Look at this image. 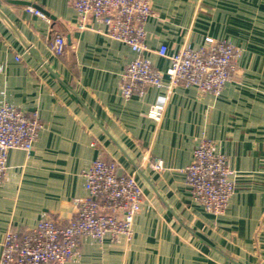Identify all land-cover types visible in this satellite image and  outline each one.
<instances>
[{
	"label": "crops",
	"instance_id": "crops-1",
	"mask_svg": "<svg viewBox=\"0 0 264 264\" xmlns=\"http://www.w3.org/2000/svg\"><path fill=\"white\" fill-rule=\"evenodd\" d=\"M13 1L36 5L47 19ZM151 1L145 57L158 71L169 67L156 54L162 45L172 54L211 37L242 50L235 78L220 95L179 85L160 122L148 112L166 89L122 98L121 77L136 55L107 38L104 25L92 20L79 30L67 0H0V107L35 114L43 124L30 154L8 155L0 259L9 229H31L45 216L63 226L73 200L86 197L85 173L102 157L119 173L134 174L143 190L134 236L84 238L68 264H264V0ZM56 34L67 39L61 57L51 52ZM202 139L212 140L237 173L221 215L207 213L186 184ZM145 159L160 161L163 170Z\"/></svg>",
	"mask_w": 264,
	"mask_h": 264
},
{
	"label": "built area",
	"instance_id": "built-area-1",
	"mask_svg": "<svg viewBox=\"0 0 264 264\" xmlns=\"http://www.w3.org/2000/svg\"><path fill=\"white\" fill-rule=\"evenodd\" d=\"M78 14V29L85 30L94 20L105 26V36L130 47L135 58L121 77L120 94L129 100L143 96L149 87L164 88L167 96L150 107L148 117L160 122L173 89L192 86L201 93L221 94L232 82L242 55L240 47L227 40L207 37L202 47H183L169 54L162 45L156 54L169 61L166 72H160L145 57L146 23L154 16L151 0H67ZM28 11L47 19L29 7ZM67 39L56 34L51 52L64 56ZM20 60V57H17ZM169 83L163 82V77ZM43 128L39 117L10 105L0 107V186L8 171V155L12 150L30 154ZM154 171L163 170L162 163L145 159ZM118 165L96 158L85 173V198L72 202L73 211L63 226L50 217L25 231L9 229L5 235L0 264H68L79 256L81 240L91 238L130 242L134 221L143 205V190L134 174L119 173ZM186 184L192 197L212 215H221L236 191L237 173L228 165L224 154L216 150L210 139H202L193 153V162L186 167Z\"/></svg>",
	"mask_w": 264,
	"mask_h": 264
},
{
	"label": "water",
	"instance_id": "water-1",
	"mask_svg": "<svg viewBox=\"0 0 264 264\" xmlns=\"http://www.w3.org/2000/svg\"><path fill=\"white\" fill-rule=\"evenodd\" d=\"M12 4L14 5H19V6H26V7H31L41 13H43L45 16H48V14L41 8L37 7L36 5H32L30 3H27V2H18V1H13L11 2ZM29 50L31 49V47H27Z\"/></svg>",
	"mask_w": 264,
	"mask_h": 264
}]
</instances>
